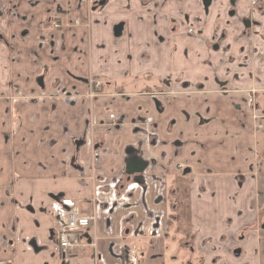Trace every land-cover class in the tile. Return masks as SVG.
Listing matches in <instances>:
<instances>
[{"label":"crops","instance_id":"obj_1","mask_svg":"<svg viewBox=\"0 0 264 264\" xmlns=\"http://www.w3.org/2000/svg\"><path fill=\"white\" fill-rule=\"evenodd\" d=\"M207 1L0 0V264H129L127 248L183 264L167 239L174 190L197 246L249 241L256 226L244 251L262 264L264 0ZM89 76L164 90L94 100L106 143L93 167ZM65 198L94 215L68 256L51 207ZM223 248L218 264H235Z\"/></svg>","mask_w":264,"mask_h":264},{"label":"rangeland","instance_id":"obj_2","mask_svg":"<svg viewBox=\"0 0 264 264\" xmlns=\"http://www.w3.org/2000/svg\"><path fill=\"white\" fill-rule=\"evenodd\" d=\"M149 1L151 0H140V3L145 5L147 3H149ZM203 1V0H202ZM204 2H208L207 0H204ZM90 6L93 7V5L91 4V0L89 2ZM94 6L96 8L99 7V5L95 2H93ZM253 8L251 10L253 11H257L256 8H260V1H257L253 4L252 6ZM96 10V9H94ZM254 18V15L251 17V19ZM249 17H245V20L250 22ZM56 20H53V23L51 22L52 26L54 28H61V25L57 22H54ZM182 25V22L179 20H172L171 22V26H170V30L172 32H177L179 30V27ZM250 25L253 26V23L250 22ZM187 26V25H186ZM187 32L189 34L195 33L196 32L194 30H192L191 28L187 29ZM0 40H2L6 45L10 46V43L8 41V39H5L3 35H0ZM16 50L13 48H11L10 52L11 53H16ZM114 78L108 79V78H101V77H92L89 76L87 79V85L90 89V98L92 100L91 102V109H90V127H91V135L93 137V144H92V167L93 164L95 163V160L97 159L98 155L101 154V152H104V148L103 147L106 143V136H102V135H95L93 133L94 130V121L95 118L93 117L94 115L92 114V105L93 102L96 98L100 97V96H110V95H115V94H122V93H126L125 91H129V93H161L163 92V88L161 85H158L156 82H153L149 77H145V76H140L135 78V80H131V79H125L124 81L121 80L119 82H115L113 80ZM116 114H111L110 115V119L115 123V125H118L122 122V119L120 117H116ZM146 120V119H145ZM135 150H127L128 153H131ZM125 179V177H124ZM129 181L130 183L127 184L125 186V188L122 191V194L127 193L130 185H132V183L135 181L134 178H132V180H126L125 182ZM182 184H186V181H182ZM173 188V187H172ZM173 192V191H172ZM170 192V193H172ZM118 193L119 190H118ZM180 191H176L174 190V193H172L169 197L171 206L172 203H174L176 200H178L180 202ZM126 195V194H125ZM53 211V210H52ZM179 217L178 220L175 221V223L173 224V226H171L169 229L171 232L170 235H168L167 239L171 240L172 244L176 243V238H178V245L180 247H177L176 251H173V254H175L176 260H180L181 263L183 264H203V261L205 260H211L212 264H218L221 262L222 259L225 260V257H221L220 255L217 254L218 250L221 249V247L224 250H227L229 252V254L231 256H233L235 264H255L258 260L257 258V251H254L251 253L250 260L247 263L246 261V251H244V249H247L248 246H251L249 244H254L252 247V249H254L255 243L250 241L252 240L251 237V233L253 232V228H255L256 226H251L253 227L250 232L251 233H247L248 234V238L250 237L249 241H242V233H240L241 231L239 230L238 233L234 234V237L231 241V244L227 245L226 242H224L223 240L214 242L212 240H204L201 242V244H199L198 246L195 243V240H193V234L189 233L188 231V225H182V228L179 227ZM184 226V228H183ZM261 227V226H259ZM182 229H184L185 232H181L183 231ZM256 229V228H255ZM86 230V229H85ZM84 230V231H85ZM243 232V231H242ZM244 233V232H243ZM241 235V237H240ZM244 235V234H243ZM258 236L260 237H264L263 233L259 232ZM58 242V240H57ZM95 243V241L93 240L91 244ZM249 243V244H248ZM177 245V244H176ZM83 245L80 243L79 247H82ZM75 248V249H77ZM234 248H239L240 249V256L236 255L234 253ZM74 249V250H75ZM136 250V260H137V264H140L142 261V254L140 255L138 252L137 248H134ZM74 250H72L70 253H72ZM128 250V249H127ZM180 250V251H179ZM221 251V250H219ZM239 252V250H238ZM237 253V252H236ZM62 254L64 256H68V253L64 254L62 252ZM262 264L264 263V252H262ZM172 264V263H171ZM223 264H227L225 261L223 262Z\"/></svg>","mask_w":264,"mask_h":264},{"label":"built area","instance_id":"obj_3","mask_svg":"<svg viewBox=\"0 0 264 264\" xmlns=\"http://www.w3.org/2000/svg\"><path fill=\"white\" fill-rule=\"evenodd\" d=\"M51 207L55 213L58 251L69 254L79 246V234L91 225L94 215L77 210V204L69 199L54 201ZM136 257V250L128 249L126 253L128 263L137 264Z\"/></svg>","mask_w":264,"mask_h":264},{"label":"trees","instance_id":"obj_4","mask_svg":"<svg viewBox=\"0 0 264 264\" xmlns=\"http://www.w3.org/2000/svg\"><path fill=\"white\" fill-rule=\"evenodd\" d=\"M172 209L170 214L168 215V227L170 228L171 226H173V224L175 223V221L178 220V215H177V210H178V200H176L174 203H172Z\"/></svg>","mask_w":264,"mask_h":264},{"label":"flooded vegetation","instance_id":"obj_5","mask_svg":"<svg viewBox=\"0 0 264 264\" xmlns=\"http://www.w3.org/2000/svg\"><path fill=\"white\" fill-rule=\"evenodd\" d=\"M65 199H68V198H65ZM62 200V199H61ZM69 200H71V199H69ZM57 201H60V200H57ZM72 201H74V200H72ZM75 202V201H74ZM179 202V201H178ZM179 207V206H178ZM178 215V214H177ZM179 217V216H178ZM127 249H130V248H127ZM126 249V252H125V256H126V253H127V250ZM238 250H239V252H238ZM234 253L236 254V255H238V256H240L239 254H240V249L239 248H234ZM237 252V253H236ZM126 261H127V259H126Z\"/></svg>","mask_w":264,"mask_h":264},{"label":"water","instance_id":"obj_6","mask_svg":"<svg viewBox=\"0 0 264 264\" xmlns=\"http://www.w3.org/2000/svg\"><path fill=\"white\" fill-rule=\"evenodd\" d=\"M121 29H122V25H121V24L115 26V28H114V33H115V34H118V33L121 31Z\"/></svg>","mask_w":264,"mask_h":264}]
</instances>
